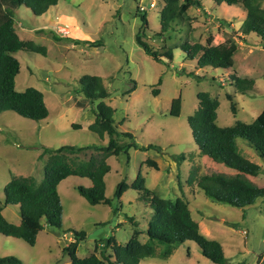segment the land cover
<instances>
[{
  "label": "rangeland",
  "instance_id": "rangeland-1",
  "mask_svg": "<svg viewBox=\"0 0 264 264\" xmlns=\"http://www.w3.org/2000/svg\"><path fill=\"white\" fill-rule=\"evenodd\" d=\"M199 1L200 5L193 4L188 9L184 25L175 24L161 35L159 13L163 0H58L39 16L24 6L15 11L18 36L44 45L47 50L45 56L29 51L15 53L20 63L15 90L27 87L40 90L48 116L35 121L12 111L0 113L1 205L3 188L12 175L43 180L46 156L39 157L43 147L99 146L107 141L106 136L101 140L88 130L94 119L92 107L101 101L115 109L113 119L118 130L130 132L139 146L155 148H130L127 154L107 159L110 171L104 176L105 196L112 200V205H91L78 193L77 186L89 185L87 178L63 179L58 185L62 228L39 232L33 246L0 234V257L12 255L22 264H70L69 257L62 252L70 236L66 235L68 228L86 233L77 247V256L81 258L104 251L112 255L113 261L112 248L104 249L105 240L125 245L134 231L141 243L149 242L146 233L152 215L149 202L139 199L140 192L130 187L119 201L114 199L117 183L124 179L130 185L140 175L145 187L159 197H182L187 202L200 232L222 244L226 264L264 262V198L244 209L237 208L212 201L196 184L201 175L215 173L239 176L254 186L264 187V158L243 140L236 139L237 152L260 166L256 176L238 173L202 155L186 121L197 108L196 94L200 91L209 92L218 100L219 126L234 125L237 121L248 123L256 118L264 108V40L254 33L240 32L244 13L239 7L216 5L213 0ZM151 2L153 7H149ZM143 14L147 28L142 25ZM57 18L77 26L67 37L94 45L76 44L58 35L60 39L54 40L49 31ZM142 30V40L152 49L172 52L170 62H157L144 53L135 40ZM208 37L213 44L230 40L236 43L232 69L197 68L196 60L188 59L179 48L185 41L205 44ZM190 72L192 75H188ZM232 72L254 80L255 89L249 96L231 86L228 75ZM84 75L100 76L109 96L90 103L80 82ZM133 84L135 89L126 93ZM226 94L233 97L235 113ZM178 96L182 101L181 112L178 117H171L170 103ZM72 124L80 128L74 129ZM95 153L89 149L71 159L85 160ZM146 159L154 161L157 168L146 163ZM116 206L120 208L114 213ZM2 214L11 223L20 221L17 205H2ZM174 245L166 251L165 244L154 242V253L138 264H212L202 256L196 243Z\"/></svg>",
  "mask_w": 264,
  "mask_h": 264
},
{
  "label": "trees",
  "instance_id": "trees-1",
  "mask_svg": "<svg viewBox=\"0 0 264 264\" xmlns=\"http://www.w3.org/2000/svg\"><path fill=\"white\" fill-rule=\"evenodd\" d=\"M216 5L225 3L239 7L244 13L240 26L242 34L254 33L264 40V0H213ZM58 0H0V113L12 111L21 117L30 120H42L48 116V109L44 102L43 94L34 87H27L23 91L15 90V76L19 72L20 63L15 57L18 51H29L46 55V47L36 44L32 40L21 39L14 25L15 11L24 6L29 8L33 15L44 14L49 8L54 7ZM200 5L199 0H163L160 10V31L167 32L176 24L186 21L187 11L191 5ZM139 8H137V11ZM140 11V10H139ZM142 25L147 28L145 15L140 16ZM184 25V24H183ZM54 40L60 38L53 31H49ZM143 30L136 34L135 40L144 53L157 62H170L172 52H157L142 40ZM73 40L76 44L83 42L92 43L76 38L63 37ZM98 45V44H97ZM179 48L190 60H196V67H212L225 70L234 66V55L237 45L233 40L213 44L210 37L205 44L185 41ZM188 75H192L190 72ZM231 86L240 94L249 96L255 89L254 80L240 77L236 72L228 75ZM84 85V96L93 103V100L104 99L109 96L103 86L102 78L96 75H84L80 78ZM160 83V80L158 81ZM135 85L126 93H131ZM156 90H152L155 93ZM197 108L186 118L192 139L200 153L215 162L222 163L230 169L256 176L260 166L245 158L237 152L236 139L243 140L251 146L256 154L264 158V108L256 118L248 123L237 121L234 125L219 126L216 122L218 100L209 92L200 91L196 94ZM230 108L235 113L233 97L226 94ZM181 97L171 100L169 115L178 117L181 112ZM115 109L104 102L92 107L93 121L88 125V130L99 139L107 137V141L99 146L95 145H62L57 148L43 147L40 158L46 156L44 178L38 182L32 176L12 175L3 188V206L17 205L19 207L20 223L9 222L2 214L0 205V234L17 238L30 246L36 241L37 234L43 229L62 228V205L58 194V184L68 176L87 178L90 186H77L78 193L91 205H112V200L105 196L104 176L110 171L107 159L120 153H128L130 148L148 150L155 148L153 145L139 146L133 135L128 131L118 130L114 123ZM74 129H79L78 124H72ZM94 149L95 155L88 159L74 161L72 156ZM146 163L157 168L154 161L145 160ZM197 187L212 201L228 204L244 209L251 206L259 198H264V187L252 185L249 181L235 177H226L219 174H203L197 180ZM140 192L139 199L149 202L152 209L146 233L149 242L141 243L138 232L134 231L125 245H118L112 239L105 240V247H111L112 255L92 253L86 257L77 256V247L84 240L86 233L68 228L73 239L62 248V252L69 257L70 264H138L140 260L154 253V242L165 244L166 251H170L174 244L192 241L197 244L202 256L212 264H226L222 244L214 239L204 236L198 223L192 218L187 202L182 197L162 198L145 187L144 179L140 175L128 185L124 179L117 183L114 199L119 201L124 191L128 188ZM116 206L113 212H117ZM172 250V249H171ZM0 264H22V261L12 255L0 257ZM264 264V262L262 263Z\"/></svg>",
  "mask_w": 264,
  "mask_h": 264
},
{
  "label": "built area",
  "instance_id": "built-area-1",
  "mask_svg": "<svg viewBox=\"0 0 264 264\" xmlns=\"http://www.w3.org/2000/svg\"><path fill=\"white\" fill-rule=\"evenodd\" d=\"M154 3H150L149 7H153ZM143 9V7H141ZM54 20V19H53ZM54 23V22H53ZM54 27L51 29L56 35L61 37H67L70 35L71 29H76L77 26H71L68 23L60 22V20L57 18V21L54 23Z\"/></svg>",
  "mask_w": 264,
  "mask_h": 264
},
{
  "label": "crops",
  "instance_id": "crops-1",
  "mask_svg": "<svg viewBox=\"0 0 264 264\" xmlns=\"http://www.w3.org/2000/svg\"><path fill=\"white\" fill-rule=\"evenodd\" d=\"M89 185L88 186H90V182L88 183ZM59 185V184H58ZM57 189H58V187H57ZM1 205V204H0ZM20 223V221L18 222V223H14V224H19ZM44 230V229H43ZM43 230H41L40 232H42ZM65 230H67V229H65ZM38 235V234H37ZM66 235H70L69 237H68V243L73 239L71 236V232H69V233H67ZM37 238V237H36ZM36 242V241H35ZM67 243V244H68ZM66 244V245H67Z\"/></svg>",
  "mask_w": 264,
  "mask_h": 264
}]
</instances>
